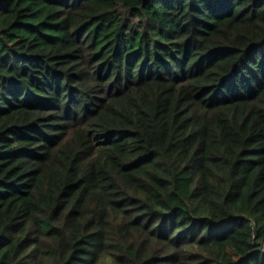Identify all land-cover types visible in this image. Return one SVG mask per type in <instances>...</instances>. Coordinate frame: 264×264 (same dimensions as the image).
<instances>
[{
  "label": "trees",
  "instance_id": "1",
  "mask_svg": "<svg viewBox=\"0 0 264 264\" xmlns=\"http://www.w3.org/2000/svg\"><path fill=\"white\" fill-rule=\"evenodd\" d=\"M0 264H264V0H0Z\"/></svg>",
  "mask_w": 264,
  "mask_h": 264
}]
</instances>
